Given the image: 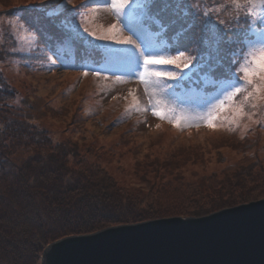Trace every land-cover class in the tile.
Wrapping results in <instances>:
<instances>
[{
  "label": "rangeland",
  "instance_id": "obj_1",
  "mask_svg": "<svg viewBox=\"0 0 264 264\" xmlns=\"http://www.w3.org/2000/svg\"><path fill=\"white\" fill-rule=\"evenodd\" d=\"M89 2L0 0V8L14 6L46 12L60 4L63 13L75 12L77 16L74 21H62L79 24L84 38L105 47L117 45L84 32L87 28L98 37L106 34L112 24L121 28L112 11L91 8ZM84 4L87 7L82 8ZM255 13L259 19L258 12ZM5 25L8 21L5 24L0 21V36ZM28 27V22L13 19V39L10 41L15 47L11 51L22 60L14 58L0 63V72L12 84L20 100L26 96H42L47 100L48 109L43 118L34 122V126L47 134L53 146L76 145L86 166H102L127 192L143 196L149 190L153 191L149 186L176 191L175 194L152 197L155 200L154 209L194 210L210 206L220 199H228L229 194H224L218 187L206 192L212 188L209 186L204 194L208 200L200 202L203 200H195V194H187L184 187L199 181L208 186L212 180L219 182L228 171L245 162L264 160V109L262 115L255 116L245 111L236 114L230 108L227 113L221 114L223 118L216 121V127H208L203 122L205 110L198 106V102H175L170 104L172 110L169 116L172 119L181 118L182 125L177 127L169 119H160L152 114L150 100L171 99L163 97L158 88L151 84L147 90L128 86L127 81L137 78L124 75V80L118 81L117 76L103 65L89 66L82 73L69 71L56 60L54 54L55 49L67 47L68 40L57 43L37 25L38 31L29 29L26 32ZM63 28L68 30L66 26ZM5 33L8 34V31ZM122 34L126 35L124 31ZM32 35L36 37L34 47L26 43ZM3 42L0 41V51H4ZM185 89L183 87L179 91L186 97L201 96L196 92L186 94ZM135 102H138V108ZM254 103L264 104V101L257 99ZM145 205L139 206L138 210H146L149 204Z\"/></svg>",
  "mask_w": 264,
  "mask_h": 264
},
{
  "label": "trees",
  "instance_id": "obj_2",
  "mask_svg": "<svg viewBox=\"0 0 264 264\" xmlns=\"http://www.w3.org/2000/svg\"><path fill=\"white\" fill-rule=\"evenodd\" d=\"M190 2L205 11L211 7L217 8L219 19H223L228 27L233 29L232 35L247 27L243 15L240 24L238 26L235 24L234 17L237 13L231 6V0H219L218 3H214V0ZM109 3L110 1L104 0L89 2L91 8L100 7L103 11H106ZM160 7L162 5H154L153 11ZM45 13L17 9L14 6L0 8V21L4 24L8 21L2 32L3 37L0 36V41L4 40L2 44L4 51H0V63H6L14 58L22 60L11 51V48L15 47L10 41L13 39L10 23L13 19L29 23L39 18L40 23L37 27L43 32H48L55 42H63L67 30L63 28L61 21H74L77 17L75 12L68 14L64 12L63 15L51 20L44 18ZM164 16L166 20L173 19L170 14ZM252 17L259 20L255 11H252ZM202 20V17L200 19L191 15L187 17V22L194 24L189 36L199 35L203 28ZM115 21L121 24V30L126 35H132L117 18ZM214 22L218 23V20ZM144 23L155 30L149 19L145 18ZM184 23L185 21H178L168 35L171 36L172 32ZM261 28H264V25H261ZM5 31H8V34ZM133 39L136 37L133 36ZM68 42L67 47L54 51L56 60L67 70L82 73L89 66L103 65L114 76L127 75L123 60L107 55V49L125 46L105 47L95 44V47H92L80 41L74 43L68 39ZM190 47L192 51L186 52L185 55H197L199 46L192 43ZM157 67L173 69L175 66ZM33 68L39 71L37 67ZM126 83L129 86H138L139 89L146 88L138 78ZM183 87L186 88V94L196 92L203 95L212 91L211 88L204 86L199 73L186 81ZM18 98L12 84L0 72V264H42L44 250L49 245L68 237L86 236L112 227L159 219L200 218L264 200V160L257 159L256 162H245L228 171L219 182L212 180L205 186L199 181L184 187L187 194H195V200H203L200 202L208 200L204 194L209 186L212 188L206 192L218 187L224 194H229L228 199H220L210 206H200L194 210L154 209L155 196L175 194L176 191L149 186L153 191L149 190L148 194L140 196L141 194L136 195L123 190L102 166L96 164L86 166L83 163L84 157L76 145L53 146L47 134L34 126V122L43 118L48 109L45 98L42 96H26L22 100ZM263 109L264 104L260 103L256 107L246 106L244 111L259 116L262 115ZM145 204H149L147 209L139 211L138 207ZM170 211L173 212L169 213Z\"/></svg>",
  "mask_w": 264,
  "mask_h": 264
},
{
  "label": "snow or ice",
  "instance_id": "obj_3",
  "mask_svg": "<svg viewBox=\"0 0 264 264\" xmlns=\"http://www.w3.org/2000/svg\"><path fill=\"white\" fill-rule=\"evenodd\" d=\"M218 2L219 0H214V3ZM157 4L162 7L153 11V6ZM231 6L237 13L234 17L235 24H240L241 15L247 22V27L235 35L231 34L233 29L223 19H219L217 8L201 10L190 0H131V3L130 0H110L105 10L112 11L132 35H123L117 24H112L106 34L98 37L87 28L84 32L98 40L113 41L117 45L125 46L109 48L107 55L122 59L126 74L138 78L146 85V90L151 84L161 91L163 97L171 98L150 100L153 115L160 119H169L175 126L180 127L181 118L172 119L169 116L172 110L170 104L198 102V106L205 110L203 122L208 127H216V121L223 118L221 114L227 113L230 108L236 114H242L246 106L256 107L253 103L255 100L264 101V28H261L264 25V0H231ZM81 7H87V4ZM252 11L258 12L259 20L252 17ZM164 14H170L173 19L166 20ZM43 15L50 20L63 15L61 5L57 4ZM189 15L196 19L203 18V28L199 35L189 36L194 27L193 23L187 22ZM145 18L151 21L155 30L144 23ZM217 20L218 23L214 22ZM178 21L185 23L169 36L170 29ZM39 23V18L29 22L25 31H38L35 26ZM61 24L68 29L64 39L95 47L94 41L84 39L79 31V24H66L64 21ZM34 41L36 37L32 35L26 43L34 47ZM192 43L199 46L197 55L186 56V52L192 51ZM159 65L175 67L161 69L157 67ZM198 73L204 86L212 91L199 97H186L181 94L179 90L183 89L184 83ZM95 74L98 75L99 72ZM117 80L120 81L121 78L117 77ZM135 106L139 107L138 102H135Z\"/></svg>",
  "mask_w": 264,
  "mask_h": 264
},
{
  "label": "water",
  "instance_id": "obj_4",
  "mask_svg": "<svg viewBox=\"0 0 264 264\" xmlns=\"http://www.w3.org/2000/svg\"><path fill=\"white\" fill-rule=\"evenodd\" d=\"M42 264H264V200L68 237L44 250Z\"/></svg>",
  "mask_w": 264,
  "mask_h": 264
}]
</instances>
